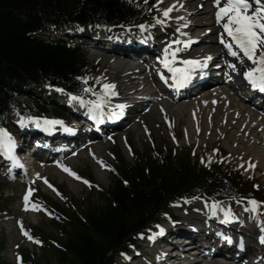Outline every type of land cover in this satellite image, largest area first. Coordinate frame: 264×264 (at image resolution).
Returning <instances> with one entry per match:
<instances>
[{
	"label": "trees",
	"instance_id": "trees-1",
	"mask_svg": "<svg viewBox=\"0 0 264 264\" xmlns=\"http://www.w3.org/2000/svg\"><path fill=\"white\" fill-rule=\"evenodd\" d=\"M145 10L141 0H0V108L22 106L31 100L8 89L4 82L79 85L78 76L86 64L84 54L63 43L35 40L29 35L31 31L133 22ZM120 170L128 187L116 182L107 191L103 206L69 214V229L62 228L63 241L52 245L57 264H112L114 254L126 249L135 231L151 222L164 199L181 189L193 190L199 181L207 180L204 169L166 157L160 164L149 159L136 168L124 166ZM211 180L217 183L209 190L219 183L227 185L214 172ZM4 199L0 191V206Z\"/></svg>",
	"mask_w": 264,
	"mask_h": 264
},
{
	"label": "rangeland",
	"instance_id": "rangeland-1",
	"mask_svg": "<svg viewBox=\"0 0 264 264\" xmlns=\"http://www.w3.org/2000/svg\"><path fill=\"white\" fill-rule=\"evenodd\" d=\"M199 1L200 0H193L190 6L193 7L194 3L196 6ZM85 53L87 54L86 57L89 62L88 68L95 67V69L91 71L92 74L90 77L92 80L98 76L119 78V73L110 69L106 64L110 61L105 62V60L99 58L102 54H98V52L92 50L86 51ZM119 65L121 66L122 62ZM125 68L128 69L127 65ZM223 90L229 91L228 94L230 93V90L227 88ZM212 100L213 99H211V101ZM206 101L201 100V104H205ZM226 104L227 100L221 104V107L223 108ZM172 107L173 106H170V109H172ZM202 108L204 109L200 110L199 113L206 112V117L203 118L202 122L197 123L198 125L200 124V127L196 130L189 128L191 124H189L187 120L189 119L187 105L182 108L183 115L180 118L178 114V117L170 116L172 118L170 122L176 124L174 128L179 131L178 136H175L177 139L176 142L172 141L168 136V130L162 120L161 122H156L151 115L149 116V113H146V116L144 114L145 117L141 121L139 119L134 127L120 131L114 144H107L102 151H95L97 156L103 159L104 166H100L94 159L88 156L72 159V169L80 179L70 175L72 179L70 176L58 172L53 167L47 166L44 168L45 177L57 185L63 198H59L52 193L44 186L42 180H37L36 183L32 184L34 193L36 190L38 191L36 194H40L42 191L49 199L58 200L62 203H66L69 199L72 203L71 206L69 205V208L78 209L80 211L89 205H104L106 202V197L104 195L116 179V175L112 174L113 162L116 160L114 153H116V155L119 153L120 156L122 154L128 164H134L137 163V161H135V156L133 157L131 155L132 151L139 152L142 163H146L147 161L144 155H148L150 159H153L161 151L175 149L181 153V150L190 149L195 159L201 154L203 160L208 161L209 164L219 163L226 166H234L238 169L239 165L243 162L240 160L239 151L247 147L248 144L240 142L242 136L238 134L237 130L232 129V127L231 129L225 130V125L220 124L222 126L221 128H219V125L214 126L213 123L217 118L213 120L210 116L208 117L209 113L207 114V110H209L210 107L203 106ZM152 112L159 115L155 109H153ZM225 119V116L222 115L221 120L224 122ZM206 124L207 127H204ZM185 126L191 131L187 137L188 139H184L185 137H183L182 134L183 127ZM225 131L226 136L223 135ZM125 140L130 143L133 150L128 151V149L124 147L123 143ZM233 148H235V150L231 152ZM243 163L247 165H244V168L240 169H242L245 176H258V178H261L264 182V166L252 168L248 166L249 163ZM84 181H88L89 183H84ZM24 187L25 183H9L0 175V190L5 196V199L1 202L6 204L5 212H0V264H15L14 257L16 253L21 252H27L28 257H26L25 254L27 264H57V255L51 248V244L46 237L50 235L49 237L62 242L63 239L60 236L59 225H55L47 215L38 211L35 204H32L30 212L23 213V211L19 209V198ZM19 220H22L23 224H20ZM20 227L26 228L33 236H35V234L38 235L40 239H42L41 242L40 239L38 240L36 238H34L35 240L33 242L25 241L20 235ZM36 228H38L40 232L48 233L47 236H44L45 240L41 234L37 233ZM46 243L48 245H46Z\"/></svg>",
	"mask_w": 264,
	"mask_h": 264
},
{
	"label": "snow or ice",
	"instance_id": "snow-or-ice-1",
	"mask_svg": "<svg viewBox=\"0 0 264 264\" xmlns=\"http://www.w3.org/2000/svg\"><path fill=\"white\" fill-rule=\"evenodd\" d=\"M161 2L162 0H157V3ZM213 4L217 8L215 13L217 24H220L223 32L231 38V42H226L223 36H221V44L228 50V54L233 57L238 55V52L234 50L233 46H235V49H238L239 52L243 54V57L251 62V66L243 71L244 79L251 88L264 92V0H213ZM172 10L173 6H169L163 10V15L167 17ZM140 27L142 28L143 25ZM167 51L168 49L166 48L165 53H167ZM204 59L209 60L211 57H205ZM183 64L185 65L183 68L172 67L167 58L163 61V66L173 73V79L176 80L178 86L187 83L190 79L192 67L200 66L199 62L195 60H185ZM229 67L235 70V65H229ZM102 87L106 90H110L114 88V85L105 84ZM57 91H63V89H57ZM90 91V88H84V92ZM106 94L116 95L114 91ZM72 101H78L81 106H85V101L81 97L69 94V102ZM87 104L90 106L89 111L93 114V118H96V113L103 112L105 101L102 96H98L96 100L88 101ZM116 107L122 109L124 105H117ZM28 119H43L45 125L63 124V122L58 119L37 117H28ZM14 147L15 141L13 138L5 129L0 128V149L10 153ZM101 164L104 166L102 162ZM248 166L254 167L255 165L249 164ZM61 167L63 166L61 165ZM63 170L69 172L70 175L76 176L74 172H71L70 169L66 167H64ZM76 178L80 179V177ZM84 183L89 182L84 181ZM24 200L25 202L28 201L27 195H25ZM248 203L252 207L246 208L245 210L256 212L258 206L264 202L249 200ZM25 207H28L27 203ZM24 234L27 235V232H24ZM29 239H32V237H29ZM261 242L264 243V239H262Z\"/></svg>",
	"mask_w": 264,
	"mask_h": 264
},
{
	"label": "bare ground",
	"instance_id": "bare-ground-1",
	"mask_svg": "<svg viewBox=\"0 0 264 264\" xmlns=\"http://www.w3.org/2000/svg\"><path fill=\"white\" fill-rule=\"evenodd\" d=\"M172 1V0H169ZM193 0H182V2L185 5H191ZM207 0H200L202 4V10L194 9L195 3L193 7H191V12H189V15H191L195 20V26L192 28V30H199L200 27L204 26L202 29H200L197 33H203L204 29L208 27L210 24L206 20V15L209 14V5L206 2ZM167 2V1H166ZM162 5V4H160ZM183 8H173L172 12H179ZM189 18V17H188ZM208 24V25H204ZM213 31V28H211ZM211 31V33H212ZM206 37H209L211 35H206ZM8 82H4L3 85H6ZM134 84V83H133ZM134 86V85H133ZM135 87V86H134ZM138 88V87H137ZM203 97L210 96L211 98L217 100L218 106H213L211 109L207 110L208 117L210 118H217V120L213 123L214 126H218L221 128L222 125H225V130H228L229 127H232V129L237 130L238 134L242 137L240 138V142H245L248 144L247 147H244L241 151H239L240 158L248 162H254V167L257 166H264V136L259 134L255 129L260 126L259 118L255 119L254 113H251L248 111L247 107L241 105L234 97L231 98V101H227L226 106H223L224 109H222L221 104L225 102V98H223L222 94L220 92H214V90H211V93H208L207 95H202ZM179 104V103H178ZM185 107L184 104L177 105L174 107V110L177 111V113L181 114L182 108ZM192 106L189 107L191 109ZM224 113L226 114L225 118L226 120L223 122L221 120V115ZM206 117V112H203L202 114H196V115H190L189 119H187L189 124V128L191 129H197L200 127V124L197 123L202 122L203 118ZM253 120V125H250V122ZM229 125V127H228ZM212 126V125H211ZM207 127V124L204 126ZM245 144V145H246ZM231 145V144H229ZM235 148L231 149V152H234ZM180 229V228H179ZM226 253V252H223ZM170 258H174L173 256H170ZM197 264V263H194ZM205 264H234L230 259L226 258L225 256H220L217 258L212 259L209 262H206Z\"/></svg>",
	"mask_w": 264,
	"mask_h": 264
}]
</instances>
